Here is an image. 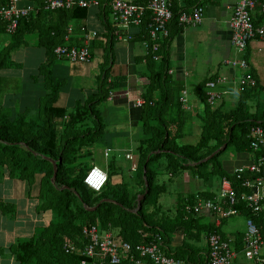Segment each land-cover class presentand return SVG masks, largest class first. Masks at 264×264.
<instances>
[{"label": "trees", "instance_id": "obj_1", "mask_svg": "<svg viewBox=\"0 0 264 264\" xmlns=\"http://www.w3.org/2000/svg\"><path fill=\"white\" fill-rule=\"evenodd\" d=\"M197 1L204 4L201 0ZM6 2L7 0H0V4ZM41 2L39 6L42 5ZM188 3L190 6L193 2L188 0ZM107 4L109 5V0ZM173 9L178 15L176 8ZM87 13L88 8L75 6L72 9H42L38 13L23 17L17 30L11 34L12 42L0 54V68L21 66L12 60L11 54L26 44L27 37L33 34L39 38L36 44L47 49L49 63L43 64L41 71L46 77L49 92L40 101L41 110L36 111L38 117L34 114L29 116V107L18 112L10 109V106L13 107L10 99L5 101L6 105L0 103V165L5 167L8 178L26 181L31 187L38 184V207L55 210L60 216L51 219L49 224H42L32 237L12 244L7 250L0 246V255L7 251L21 264H81L80 256L65 252L64 238L68 237L70 241L82 245L85 240L82 235L84 226L100 224L103 229L118 230L126 240L134 244L149 242L153 233L161 232L169 253L186 260L184 264H209V244L205 256H202L189 253L193 249L191 241H201L203 236L208 240L209 235L215 231L226 238L229 237L222 230V225L228 218L221 217L222 222L218 226L215 222L202 223L201 219L206 217L205 214L186 217L184 206L189 202L194 203L197 197L216 198L220 195L219 191H199L181 196L175 215L166 216L161 212L160 206H156L155 211L146 213V203L151 200L156 202L165 191V186L158 182V172L152 165L166 158L168 171L175 176L185 169H190L205 180H208L211 174L230 178L236 195L248 191L232 172L225 170L219 157L229 147H234L238 153L252 152L251 130L258 125L264 127V110L259 107L253 112L247 100L256 86L239 92L241 96L237 106L223 110L222 105L213 107L208 102L204 82L200 88L202 92H199L204 104V129L201 138L197 143L183 142L184 110L178 90L169 74L170 36L166 38L161 43L162 60L154 61L151 56L146 59L151 75L141 94L145 100L142 118L147 136L137 148L139 161L134 171L144 178L142 183L145 186L144 193H147L145 199L139 200L140 193L132 195L125 182L112 186L110 177L102 192L97 193L84 183L87 173L79 161L78 151L83 146L102 140L105 123L95 105L105 100L110 89L118 88V85L114 82L113 87L106 86L104 74L99 94L89 100L86 107L79 106L76 111H68V108L57 105L60 83H53L49 70L53 58L59 59L54 52L55 47L73 45L65 40L67 24L73 19L85 17ZM177 15L170 25L181 26ZM0 32L9 33L7 23L1 19ZM2 85L0 78V89ZM156 92H160L159 99L155 96ZM86 114L91 117L93 123L81 131L78 124L84 121ZM153 121H156V124ZM60 128L63 129V134H60ZM257 154L264 155V151ZM53 160L58 163L56 176ZM83 192L89 194L85 207L79 202V198L83 200ZM233 205L241 210L242 215L253 217L261 227L264 226V211L257 216L244 202ZM0 210L7 214L9 211H15V207L13 203L1 198ZM115 210L122 211L118 219ZM178 230L183 233V241L180 247L175 248L173 234ZM233 237L237 250H242L244 232H236Z\"/></svg>", "mask_w": 264, "mask_h": 264}, {"label": "crops", "instance_id": "obj_2", "mask_svg": "<svg viewBox=\"0 0 264 264\" xmlns=\"http://www.w3.org/2000/svg\"><path fill=\"white\" fill-rule=\"evenodd\" d=\"M100 1L99 6L88 8L85 17L73 19L67 24V26L72 25L74 27L68 41L73 45L84 44L82 28L98 32V37L92 43L91 60L82 63L54 57L49 70L51 71L53 83H60V97L57 105L68 108V111H76L79 106L80 108L86 107L89 100L99 94L104 74L106 86L113 87V83H117L118 88H111L107 98L95 105L105 123L102 141L106 137L110 139V142L106 145L95 146V144H90L83 146L79 149L78 155L80 157L79 161L85 167V173H87L92 166H99L97 161L92 160L93 154L99 152V154L104 153V156H106V150L111 149L112 151L106 157L109 160L111 158L113 162L109 164L108 160L107 165L106 163V166L104 165L110 174V183L114 187L124 182L127 183L133 195L137 190L131 181L133 172L136 173V171L132 169L125 171L123 168L125 166L124 159L130 163L131 168L137 165L139 161L137 148L147 136L142 118L143 106L136 105L138 100H144L141 97L142 89L149 83L151 75V70L146 61L147 57L150 56L145 44L147 19H144L140 26L130 28L133 36L131 40H117L113 32L112 15L107 0ZM173 1L174 8L177 11L189 5L188 0ZM39 2L41 1L21 0L20 4L38 5ZM201 2L206 7L202 24L190 27L170 25V40L168 42L170 52L169 74L173 79V85L178 90V97L184 110L183 128L188 125L187 123L190 120H194L195 116L197 117L196 120L202 119V126L204 125V104L199 95V92H202L200 88L204 82L207 84L212 80L222 81L217 89L223 94V100L218 103V105L223 106V110H230L237 106L241 95L239 92H235V88H237L239 77L245 72L250 73L257 80L256 89L247 98L248 105L253 112L261 107L264 97V41L258 38L252 40L244 52L236 50L232 43L230 20L237 0H201ZM261 9L262 6L258 5L253 13V20L256 25L264 24V12ZM38 41L39 38L36 34L29 35L26 39L27 43L12 52V60L20 63L21 66L0 68V78L3 84L0 89V103L6 105L5 101L10 99L13 104V107H9L10 109L15 110L17 108L18 111H21L29 107L32 111L34 101L36 99L42 100L49 92L46 77L41 71V66L49 63V57L47 49L36 44ZM10 42H12V35L0 32V54L3 49L9 46ZM230 58H246L249 68L243 70L231 67L226 62ZM109 79L112 82H109ZM207 89L206 86V91ZM112 90L115 92L113 99L110 98ZM33 93L37 97L34 101H30ZM159 95L160 92H156V98L159 99ZM184 95L188 99L187 105H184L181 101V96ZM25 99L28 100L30 106L28 103L23 105L26 102ZM10 101L8 102L10 103ZM174 110L170 111L173 112ZM153 123L156 124V121H153ZM185 133L186 130L183 134ZM128 152L133 154V159L127 158L126 154ZM249 161L250 155L247 154L244 157L241 153H238L237 159L232 161L231 168H228L222 161L221 164L225 170L232 172L240 164H247ZM152 167L158 172V182L165 186L166 194L159 198L158 206L161 207V210H164L165 199L167 198L177 199V203H179V198L186 194L199 191L212 193L219 191L220 193V187L224 179L219 175L211 174L208 180H205L199 178L190 169H185L175 176L168 171L166 158L155 162ZM117 169L122 172L117 173ZM17 180L18 184L16 186L10 185L7 189L0 187V199L2 198L6 202L13 201L11 203L15 207V211H9L7 214L0 210V239H2L0 246L4 247L5 250L12 244L17 243L22 238L21 236L32 237L39 226L49 224L50 220L54 219L53 210L49 209L51 213L48 222H44V218L42 220L43 214H39V210H43L41 213H44L45 209L38 207L40 200L29 198L28 194L31 186L26 181ZM15 187L17 189L16 197L19 200L12 197ZM184 189L185 191H183ZM23 204L28 205V207L32 206L33 210L38 211L39 219L37 217L29 218L25 223L22 222V226L11 227L9 225L10 220L13 223L14 220L16 222V214H18L20 208L26 206H22ZM173 210L169 213L170 215L177 213L175 209ZM205 216L203 218L207 222L203 221L202 223L214 222V217L211 214L206 213ZM27 222L30 224H27ZM228 223V220L223 223L222 230L227 236L233 237V234L240 230L231 229L228 233V230L225 231L224 229ZM240 232H245V230ZM203 239H205L204 242ZM202 240L191 241L193 249L189 253L193 252L196 255L205 256L208 249V240L205 236L202 237ZM182 241L183 233L178 230L173 234V246L175 248L180 247ZM0 264L21 263L14 257L8 256L6 251L4 255H0ZM235 264L239 263L236 262Z\"/></svg>", "mask_w": 264, "mask_h": 264}, {"label": "built area", "instance_id": "obj_3", "mask_svg": "<svg viewBox=\"0 0 264 264\" xmlns=\"http://www.w3.org/2000/svg\"><path fill=\"white\" fill-rule=\"evenodd\" d=\"M190 6L179 9L175 13L173 0H109L112 15L113 32L117 40H131L133 38L130 28L140 26L147 19L146 46L149 55L154 61L162 60V41L170 36V23L178 16L179 24L183 27L198 26L203 23L206 7L197 0H190ZM21 0H7L0 4V19L7 23V31L13 34L23 17H28L38 11L72 9L75 6L90 8L99 6L100 0H42L41 6L21 5ZM258 5L264 12V0H237L230 20L232 29V43L239 52L246 51L249 43L258 38L264 41V24L256 25L253 13ZM43 6V7H42ZM66 42L74 30L72 25L67 26ZM83 45H58L54 52L59 59L71 62H89L92 58V43L98 37V32L82 28ZM227 64L233 68L248 69L246 58H230ZM109 82H112L109 79ZM221 80H212L206 84L208 102L215 107L223 100V94L217 89ZM257 80L250 73L245 72L239 77L235 92H242L254 87ZM186 94V91L184 92ZM115 92H110V98ZM181 101L187 105V97L181 96ZM144 100H138L137 106H143ZM250 137L252 152L247 164H240L233 171L248 189L241 195L235 194L230 178H224L221 184L220 195L216 198L197 197L194 203L184 206L186 217L199 216L209 213L214 217L216 225L222 222L221 217L230 218L242 215L239 208L233 204L244 202L257 216L264 211V155L257 154L264 151V127L255 126ZM112 150H106V156ZM133 159V154H126ZM136 166V165H135ZM134 166V170L136 167ZM109 181L106 169L94 165L85 178V185L100 193ZM83 244H76L68 237L64 238V250L67 254L81 257V264H184V261L169 253L168 245L161 232L153 233L149 242L132 243L115 229H103L100 224L86 225L83 228ZM209 264H232L240 254L256 264H264V226H260L253 217H246V230L243 238V248L238 251L234 237H224L220 232H212L208 237Z\"/></svg>", "mask_w": 264, "mask_h": 264}, {"label": "rangeland", "instance_id": "obj_4", "mask_svg": "<svg viewBox=\"0 0 264 264\" xmlns=\"http://www.w3.org/2000/svg\"><path fill=\"white\" fill-rule=\"evenodd\" d=\"M6 34H9V33L6 32ZM195 96L199 100V98L197 97V95H195ZM36 97H35L34 93L31 94V98H30L31 100L30 101H34V99H36ZM42 100H37L36 99L34 101V105H33L34 108L33 109H35V111L32 110L31 111V114L29 116H31V115L34 114L35 117H38V113L36 111L37 110H39V111L41 110L40 101H42ZM24 101H26L25 104H23V103L22 104L23 105H26L28 103V100L25 99ZM28 104L30 106V103H28ZM42 106H44V105L42 104ZM261 109L264 110V97H263ZM15 112H18L17 108L15 109ZM196 119H197V117L195 116V119L194 120H190L189 123L186 122L188 125L185 126V128L182 127L183 128V131H182L183 133L186 130V133L184 134L185 136L183 138V142H186L187 141L189 143H197L200 140L201 133H202V131L204 129L203 126H202L203 121H202V119L201 120L200 119L199 120H196ZM92 123H93V121H92L91 117L86 114V117H84V121L83 122L81 121L78 124V128L81 131L82 130H86L87 127H90V125ZM180 123H182V122H180ZM182 125H183V123H182ZM178 127H179V125H178ZM60 134H63V129H61V128H60ZM103 141L101 140L100 142H97L95 144V146L101 145V144L106 145V143L110 142V139L105 137V139ZM92 145H94V144H92ZM85 154H87V153H85ZM241 155L245 157L247 154L246 153H241ZM237 156H238V152H236V150L234 149V147H229L228 150H226L225 152H223L220 155L219 160H220V162L222 161V163L225 164V165H227V167L229 168L232 165V161H234V160L237 159ZM93 159L95 161H97L98 162L97 164H99V166L102 167V168H104V169L106 168L105 166L107 165V161L109 160L108 157L104 156V153L101 155V154H99V152L93 154L92 160ZM112 162L113 161L110 158L109 164H111ZM124 162H125V166H124L123 169L125 171H129L131 169L134 170L133 169L134 167L131 168L130 167V163L127 162V161H125V159H124ZM105 163H106V165H105ZM5 171H6L5 170V167H3L2 165H0V187L3 188V189H7V188H9L10 185H12V186L15 185L16 186L18 184V180L15 179V178L14 179L13 178H11V179L8 178L6 176V174H5L7 171L6 172ZM117 171H118L117 173H121L122 172L120 169H117ZM132 176H133V178H132V181L131 182H133L134 188L137 190L136 193H133V195L135 196V194H137V193L138 194L139 193L140 194H147V193H144L145 186L142 183V182H144V180H143L144 178L141 177L140 173L139 172H136V173L133 172V175ZM183 191H185V189ZM169 192H171V191H169ZM37 193H38V184H36L34 186L32 185V187L29 188V194H28L29 195V198H37ZM6 194H8V192H6ZM16 194H17V189L15 187V190L12 192V197L15 200H19V198L16 197ZM90 194H92V193H90ZM165 194H166V191H163L160 194V196L157 198V201L156 202L153 201V200H151L149 203L147 202L146 203L147 204V207L145 208V212L146 213H150V212L155 211L156 210L155 207L158 206V204H159V198L162 195H165ZM168 195H169V193H168ZM171 195H172V193H171ZM82 197H83V200L79 198V202L81 203V206L85 207V202L89 198V194H87L86 192H83ZM169 197H172V196H169ZM143 199H145V198H143ZM8 201H11V200H8ZM11 202H13V201H11ZM165 202H166L165 208H164V210H161V212L165 213L166 216H169L170 215L169 213L174 211L173 209L177 210V207H178L177 199L176 200H173L171 198H167V199H165ZM41 203H42V200H41ZM24 205H26V204H23L22 206H24ZM41 211H43V210H39V214H43L42 220L44 218V222L47 223L48 222V217L50 218L49 215L51 213V210H48V211L45 210L44 213H41ZM114 213H115V216L117 217L116 219H118V216L122 215V211L120 212L119 210H115ZM53 214H54V218L55 219H57L58 217H60L59 214L57 213V211H55V210H53ZM33 217H37V219H39L38 211L33 210V207L32 206L31 207H28V205H26L24 208H20L18 214H16V222L14 220V223H13L12 220H10V224L9 225L11 227L12 226L13 227H15V226L20 227V226L23 225L22 222L25 223L29 218H33ZM201 220H202V222L203 221L204 222H207L204 218H202ZM228 222L229 223L224 227L225 231L228 230L227 231L228 233L230 232L231 229H235V230L237 229V230H240V231L246 230V217L244 215H238V216L230 217V218H228ZM27 224H30V223L27 222ZM28 230H30V229H28ZM21 233H23V232H21ZM21 237L22 238L19 241H17V243H19L20 241H22L23 239H25L27 236L26 237L21 236ZM1 240L2 239H0V244H1ZM202 241L204 242L205 239H203ZM8 256H12V257L15 258V256H13L11 253H8ZM236 262L239 263V264H255L252 260L247 259L243 254H240L239 257L232 264H235Z\"/></svg>", "mask_w": 264, "mask_h": 264}, {"label": "water", "instance_id": "obj_5", "mask_svg": "<svg viewBox=\"0 0 264 264\" xmlns=\"http://www.w3.org/2000/svg\"><path fill=\"white\" fill-rule=\"evenodd\" d=\"M53 164H54V169H55L54 176H56L57 175V171H58V163H57L56 160H53ZM144 197H145V194H140L139 195V200H142ZM93 209H96V208H93Z\"/></svg>", "mask_w": 264, "mask_h": 264}, {"label": "bare ground", "instance_id": "obj_6", "mask_svg": "<svg viewBox=\"0 0 264 264\" xmlns=\"http://www.w3.org/2000/svg\"><path fill=\"white\" fill-rule=\"evenodd\" d=\"M109 173V172H108ZM109 177H110V175H109Z\"/></svg>", "mask_w": 264, "mask_h": 264}]
</instances>
